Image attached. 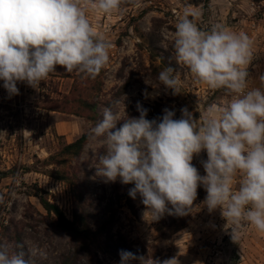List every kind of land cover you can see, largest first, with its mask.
<instances>
[{"label":"rangeland","instance_id":"1","mask_svg":"<svg viewBox=\"0 0 264 264\" xmlns=\"http://www.w3.org/2000/svg\"><path fill=\"white\" fill-rule=\"evenodd\" d=\"M248 2L121 0L119 11L112 14L88 10L92 26L111 44L101 92L91 90L85 75L78 71L66 72L61 66H57V71L41 82L39 88L18 82L19 95L11 98L0 80V170L16 168V174L0 184V219L10 226L9 233H14L15 229L22 232L32 264H59L62 256L70 252L72 238L55 225L37 198L26 193L33 185H38L71 220L75 203L74 188L48 176L38 161L48 159L64 144L90 133L102 119L105 107H111L119 115L121 120L117 127H120L129 116H139L137 101L149 109L148 119L162 116L166 107L174 109V118L178 119L180 109L186 106L198 125L207 115L209 106L228 104L230 94L226 90H212L197 83L190 70L177 62L174 34L185 12L202 30L222 25L239 32L241 19L234 16L247 10ZM248 30L245 28V32ZM250 38L252 50L257 51H252L248 77L257 79L264 77V42ZM168 66L174 68V75L181 82L180 94L173 95L171 90L165 92L157 79L159 72ZM76 81L79 86L76 96L98 103L96 121L68 113L73 107L65 102L64 96L71 93ZM145 90L152 97L145 98ZM104 153L105 146L100 140L90 139L80 159L73 160L68 167L70 175L78 176L76 188L89 200L87 210L94 229L107 223L115 240L123 236L135 250L145 251L140 257L146 260L175 257L179 264H264V233L257 230L244 242L225 237L221 257L210 262L207 257L210 242L221 240L225 231L218 226L220 210L209 213L203 203L207 195L205 189L198 187L191 210L187 215L178 216L183 217L186 227L172 234L171 226L177 216L165 214L153 220L141 197L137 195L133 199L128 195L134 184H122L119 178L106 183L97 175L99 157ZM206 159L207 154L202 151L192 161L201 175H206L201 164V160ZM34 167L38 171L26 170ZM0 242L9 254L16 251L8 235H0ZM102 264L120 263L105 259Z\"/></svg>","mask_w":264,"mask_h":264},{"label":"clouds","instance_id":"2","mask_svg":"<svg viewBox=\"0 0 264 264\" xmlns=\"http://www.w3.org/2000/svg\"><path fill=\"white\" fill-rule=\"evenodd\" d=\"M120 5L121 0H0V80L9 98L19 95L18 82L39 88L57 66L95 79L109 62L111 44L87 12L112 14ZM189 15L185 12L176 24V60L197 83L226 90L230 102L209 106L199 125L186 106L178 119L167 107L162 116L148 119L149 109L137 101L139 116L117 127L119 115L105 107L89 138L105 146L97 175L106 183L119 178L134 184L128 195H139L153 220L187 215L202 186L204 205L209 213L220 210L236 241L242 225L264 233V90H248L251 38L222 25L202 30ZM174 71L165 67L157 79L165 92L177 95L181 82ZM144 95L152 97L146 90ZM202 151L206 175L192 163ZM119 254L120 264H179L175 257L160 261L127 250ZM0 264L29 261L22 251L9 254L0 244Z\"/></svg>","mask_w":264,"mask_h":264},{"label":"trees","instance_id":"3","mask_svg":"<svg viewBox=\"0 0 264 264\" xmlns=\"http://www.w3.org/2000/svg\"><path fill=\"white\" fill-rule=\"evenodd\" d=\"M103 75L104 70L102 69L95 79L87 77L86 83L91 84V90L101 92ZM257 79L262 80L259 76ZM78 87V82L76 81L71 93L64 96L65 102L72 104L73 107L68 113L80 117H88V119L96 121L99 116L97 112L98 103L87 98L77 97ZM8 109L11 108L9 107ZM132 117L135 116H129V118ZM89 141V133H84L75 141L64 144L57 153L51 155L48 159L42 162L38 161L46 169L44 173L74 188L75 203L72 220L66 216L58 204L50 200L49 193L38 185H33L31 190L26 193L30 197L37 198L48 216L54 220L55 225L72 238L71 250L62 256L59 264H102V261L105 259L120 263L121 257L119 253L121 250L131 251L137 256L145 252L135 250L123 236L115 240L112 237V233H110L107 223L102 224L96 229L93 228L94 223L87 210L89 200L83 195L80 189L76 188L77 174L70 175L68 169L73 160L78 161L80 159ZM26 170L29 172L38 171L35 167L27 168ZM14 174H16V168L5 171L0 170V184L11 175L14 176ZM1 195L0 190V206L2 205ZM185 227L186 222L183 220V217H175L171 226L172 234L179 232ZM0 231L2 237L8 235L9 239L14 241L16 247L15 252L22 251L25 254V259L29 261V264H32L29 252L22 241V232L15 229L14 233H9L10 226L2 219H0ZM0 244L2 243L0 242ZM134 261L139 260L130 262Z\"/></svg>","mask_w":264,"mask_h":264},{"label":"built area","instance_id":"4","mask_svg":"<svg viewBox=\"0 0 264 264\" xmlns=\"http://www.w3.org/2000/svg\"><path fill=\"white\" fill-rule=\"evenodd\" d=\"M235 2L244 3V0H231ZM247 10H243V12L236 13L237 17L234 16V19H241L240 27L237 28L239 32L246 33L249 37H252L254 41L261 39L264 42V0H249ZM242 10V8H241ZM248 28V32H245V28ZM250 32V33H249ZM252 51L256 52L257 50L253 49ZM264 51V50H263ZM248 90L253 88H261L264 90V79L259 80L255 78L248 77L247 78ZM232 99V95L230 94V100ZM230 102V101H229ZM218 226L221 227L225 234L221 240H211L210 246L208 247L209 252L207 257L210 262H215L222 255V244L223 239L225 237L231 236V225H227L226 220L220 216L218 218ZM255 227L252 225H242L240 228V235L237 241L244 242V239L253 236Z\"/></svg>","mask_w":264,"mask_h":264}]
</instances>
